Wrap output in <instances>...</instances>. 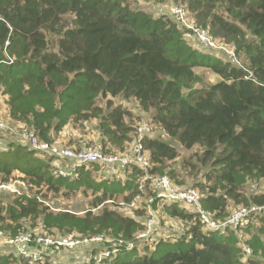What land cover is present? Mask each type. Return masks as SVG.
Listing matches in <instances>:
<instances>
[{"label": "trees", "instance_id": "obj_1", "mask_svg": "<svg viewBox=\"0 0 264 264\" xmlns=\"http://www.w3.org/2000/svg\"><path fill=\"white\" fill-rule=\"evenodd\" d=\"M173 1L185 5L197 26L232 47L234 56L202 46L172 12L154 15L129 0H0L2 121L52 143L66 124L97 118L98 142L105 152L122 153L138 132L127 121L130 110L111 101L119 96L136 101L143 113L137 118L152 127L141 138L150 162L146 170L132 164L111 174L107 164L92 162L77 167L75 178L57 176L54 156L39 155L1 131L0 182L14 177L13 172L22 175L15 180L24 182L15 192L0 191V197L11 198L8 203L0 200L5 235H102L91 250L115 249L104 264H264V212L250 214L237 229L206 228L193 207L157 198L143 180L145 174L167 176L177 187L196 188L200 206L218 221L234 208L264 204V0ZM50 36L55 37L52 46ZM199 67L219 80L204 84L195 70ZM98 99H106L105 108ZM167 140L187 151L200 148L199 161L207 166L204 182L182 186L169 164L179 151ZM104 169L107 178L97 180ZM77 192L91 198L87 206L44 200L49 193L67 199ZM141 195L146 205L126 214L122 208ZM150 196L155 197L150 203L155 229L161 218L154 209L160 205L165 217L187 228L160 238L152 250L139 249L136 236L146 230ZM257 220L259 226L251 230ZM238 233H248L246 261ZM130 242L133 248L127 246ZM181 244L188 247L168 249ZM31 246L42 249L35 242ZM13 249L0 247V264H28ZM61 251L45 249L38 264H51Z\"/></svg>", "mask_w": 264, "mask_h": 264}, {"label": "built area", "instance_id": "obj_2", "mask_svg": "<svg viewBox=\"0 0 264 264\" xmlns=\"http://www.w3.org/2000/svg\"><path fill=\"white\" fill-rule=\"evenodd\" d=\"M175 18L179 22L189 29H191L198 42L206 47L221 50L228 56L233 57L234 53L229 52V46L225 45L219 39L214 38L208 29H204L195 24L194 18L190 16L187 10L175 5L173 12ZM1 18V17H0ZM228 47V48H226ZM232 48V47H231ZM7 60H11V57L7 55ZM1 62V60H0ZM152 127L144 122L140 124L137 128V138L130 148L122 153L116 152H105V148L100 142L96 143H82L78 148V145L71 146H61L54 142L50 143L47 141L40 140L33 131L18 130L10 125L6 124L0 119V134L3 132H10L15 138L21 140L22 143L28 145L30 149L34 150L36 153L45 155H51L55 157L53 162V172L57 176L61 177H77L76 168L84 165L90 164L92 162L105 163L111 168L117 171V167L125 168L126 166L135 164L139 165L143 170H146L150 166L149 158L147 152L145 151L141 138L143 132H152ZM68 160L69 162H66ZM143 180L149 181V186L156 192V197L160 199H165L169 202L180 201L185 207H193L200 217L202 224L206 228L210 229H220L226 226H230L233 229L240 228L242 225L247 224L250 214H260L264 212V204L257 205L252 204L249 206H240L234 208L230 215L224 221H218L212 217V213L206 209H203L199 204L200 194L199 191L194 187H177L171 183L167 176H151L145 174ZM21 181V183H19ZM17 184H24L22 180L10 179L6 182H0V191L7 190L9 192L17 191ZM142 188V187H141ZM154 196H150L148 200L147 213L148 217L146 219V230L137 234V238L148 237L153 230L156 221L154 212L150 203L154 200ZM135 201L130 204L134 206ZM152 228V229H151ZM150 233L145 236L146 233ZM240 242L243 236L238 233ZM103 240L102 235L95 236H79L73 232L65 233L63 236L48 235V234H32V232H20L15 236H7L0 230V245H8L13 247L19 254H21L25 259H27L28 264H38L42 263L44 257L45 249H62L71 250L79 245H95ZM35 242L40 245L42 249H36L31 246V243ZM245 245V253L250 254V248ZM129 248L134 246L133 242L128 243ZM23 248V249H21ZM25 248V250H24ZM115 253V249H103L97 252L90 250L86 256L82 259H78L73 264H104V260L110 261Z\"/></svg>", "mask_w": 264, "mask_h": 264}, {"label": "rangeland", "instance_id": "obj_3", "mask_svg": "<svg viewBox=\"0 0 264 264\" xmlns=\"http://www.w3.org/2000/svg\"><path fill=\"white\" fill-rule=\"evenodd\" d=\"M129 2L131 3V5L133 7L136 8H140V9H146L151 11L154 15H158L160 13H165V14H169L171 12H173V8L176 4L175 1L173 0H166L164 2H154L152 0H129ZM181 5H178L179 7L185 9L183 6H185L182 3H178ZM183 5V6H182ZM186 10V9H185ZM71 18V17H68ZM50 38H52V40L50 41V46H52V42L54 40L55 37L50 36ZM187 39L189 41V43H191L193 46H197L196 41L194 40L193 36L191 35H187ZM228 48V47H226ZM229 52H232V48L229 47L228 48ZM196 72L200 73L201 76L204 79V84L208 85V84H213L215 82H217L219 80V77L214 74L213 72H211L210 70H208L207 68L204 67H199V68H195ZM3 97H5V95H2L0 97V115L2 117H4L3 115ZM112 98V97H111ZM111 101L113 102L114 106H118L121 105L122 107L127 108L128 110H130V112L132 113V118L129 121L131 124H133V126H135V128L146 122V121H140L137 116H143L142 111L139 109L136 101H134L133 99H130L128 101L124 100L123 98L117 96V97H113L111 99ZM105 102L106 99L100 100L98 99L97 103L99 105H102L103 108H105ZM0 116V117H1ZM148 122V121H147ZM98 125V119L97 118H91L88 121H82V122H78L76 124L73 123H68L66 124L62 129V132H60V134L56 137V140L54 141V143L58 144V145H81L82 143H96L98 141L101 140V133L97 127ZM135 136L136 139V133L134 132L133 137ZM168 139V138H165ZM169 141L171 144L175 145L176 148L179 151V156L177 157L176 160L171 161L170 167H174L176 168L177 171V176L176 178L178 180H182L183 181V185L182 186H193L195 185V183L197 182H204V177H203V172L206 171L207 166L205 164H201V162L199 161V154H200V148L199 147H194L190 150H186L183 147H181L176 141H172V140H167ZM130 148V144L129 147ZM115 152H120V151H116ZM39 155L40 153H37ZM184 160V166L181 164V161ZM106 172L109 173L107 170H100L99 173V177L96 176L97 180H102L107 178L106 176ZM116 170L114 171L112 168L110 170V173H115ZM12 176H22L21 174H19L18 172H13ZM120 176V175H119ZM122 176V175H121ZM14 177H12L14 179ZM11 178V179H12ZM120 178H124V176L120 177ZM19 183H21V181H19ZM121 198V197H118ZM91 198L89 196H84L83 194L77 192L74 195H71L69 198L64 199V198H56V197H52L50 195V193L48 194V197L44 200L48 201V203H52L55 202L56 204H58L59 206H65L67 207L69 204H75L77 202H79L82 206L85 207V205L87 206L88 200H90ZM145 197L144 195H141L140 197H138L135 200V205L134 206H130L127 205L124 208H122L124 210V212L128 215H134L135 213V208L137 207V209H141L143 208L146 204L144 201ZM0 200H2V202L4 203H8V201L11 200L10 196H2L0 197ZM157 212L158 218L159 220V224H157V228H153V230L155 229V231L151 230V234L148 232L145 234V236H149L145 237V238H140L141 242L138 243L139 249L144 247V246H148V249H153L155 247V245L157 244L158 240L160 238H166L167 236H175L178 235L180 233L184 232V229L187 228V226H184L182 222H179L175 219H170L168 217L164 216V210L162 208V206H156L154 209ZM139 219H141V221H143L144 219V214L141 216H139ZM156 223L157 220L155 219ZM162 223V224H161ZM259 220H257V223L255 226L252 227L251 230H254L255 228H257L259 226ZM152 229V228H151ZM37 231V230H36ZM248 234V233H247ZM244 235L242 238V241L240 243H238V245L242 248L243 251H245V240L246 238H248V235ZM110 244H112V246L114 245V242H109ZM1 247V245H0ZM93 247V245H79L76 248L72 249V250H62L59 253H56V256L53 260H51L52 262H50L51 264H73V262H75L78 259H82L84 258V256H86V254H88V252L91 250V248ZM188 245L187 244H181V245H169L168 249L169 250H184L185 248H187ZM133 248V247H130ZM23 249V248H21ZM14 251H16L15 249H13ZM25 250V248H24ZM140 251V250H138ZM1 252V251H0ZM17 252V251H16ZM2 253V252H1ZM247 255L243 256V260L246 261L247 260ZM247 264V263H244Z\"/></svg>", "mask_w": 264, "mask_h": 264}, {"label": "crops", "instance_id": "obj_4", "mask_svg": "<svg viewBox=\"0 0 264 264\" xmlns=\"http://www.w3.org/2000/svg\"><path fill=\"white\" fill-rule=\"evenodd\" d=\"M64 129V128H63ZM61 132H62V130H61ZM60 134V133H59Z\"/></svg>", "mask_w": 264, "mask_h": 264}]
</instances>
